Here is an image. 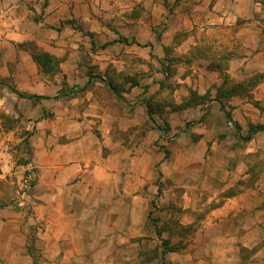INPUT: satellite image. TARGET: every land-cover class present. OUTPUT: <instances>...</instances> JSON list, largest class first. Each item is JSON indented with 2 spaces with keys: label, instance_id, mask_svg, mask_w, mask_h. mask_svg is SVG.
Instances as JSON below:
<instances>
[{
  "label": "rangeland",
  "instance_id": "obj_1",
  "mask_svg": "<svg viewBox=\"0 0 264 264\" xmlns=\"http://www.w3.org/2000/svg\"><path fill=\"white\" fill-rule=\"evenodd\" d=\"M183 1L166 0L169 14L163 15L175 14ZM135 13L141 17L139 11ZM93 17L99 19L101 25L97 30L100 32L91 31L81 18L62 21L60 27L63 28L49 24L48 28L55 30V37L44 35V39L53 41L50 44L58 48L55 53L34 41L19 45L32 58L36 55L33 60L43 81L57 78V83L70 84L75 94L84 92L87 89L84 85L89 84V91L100 97L109 94L110 98L111 95L118 98L138 122L136 127L119 131L115 141H119L121 152L112 161L95 163V171L87 173L89 178L84 182L97 181V188L72 187L66 195L79 194L85 199L67 203L65 205L69 207L65 208L64 204H55L56 210L81 211L84 217L80 221L84 225L79 236L70 222L69 248L56 252L57 256L48 264H208L216 252H208L207 244L218 243L219 237L215 239L202 234L198 240L197 234L211 212L223 207L235 194L249 196V211L264 210L261 199L264 198V131L255 134L250 141L244 139L249 125L264 123L256 119V123L247 122L245 127H240L226 115V121H220L214 115L212 122H217L211 124L216 132L213 141L200 142L201 137L192 129L203 127L211 116L209 94L200 97L197 91L190 90L187 96L184 95L180 82L182 70L178 71L182 60L178 57L177 40L170 49L163 51L160 46L167 21L160 18L152 20L150 27L141 25L142 41L135 39V43L127 46L113 41L124 37L113 17L96 13ZM65 24L70 26L67 30ZM104 26L105 30L102 29ZM59 38L63 41L61 44ZM67 62L70 63L65 69L63 66ZM69 67H72L71 71ZM248 78L257 79L259 84L264 79V72L255 71ZM11 89L15 90L14 87ZM15 91L21 97L20 92ZM177 98H181L180 104L176 103ZM203 98L206 100L201 109L206 110L205 113L195 115L193 111L197 107H193L188 117L182 115L188 99L200 103ZM225 110V114L229 112L227 108ZM171 113L178 115L172 117ZM248 113L256 114L264 121V102L254 105ZM173 118L178 122L177 131L171 130ZM29 121L23 116L15 117L11 112L2 114L3 128L19 131L12 139H0L3 142L0 149L7 153L9 162H15L13 174L0 183L3 192L0 211L13 222L23 224L17 236L15 231L12 233L15 242L24 244L30 261L25 264H41L42 259H48L39 236V231L46 226L33 217L39 210L50 209V204L43 198L49 194V189L47 185L46 188L38 187L31 157L36 129ZM175 149L191 151L193 160L176 155ZM107 152L105 149L104 158L108 157ZM29 163L34 168L31 178L28 176ZM213 166L219 170L217 181L213 178ZM113 167V175L105 172ZM87 168L92 169L91 164ZM237 168L241 169L242 178L232 187L231 176L226 178L224 169ZM114 181L119 184L118 192H114L118 198L112 196L111 187L106 185ZM75 183L77 181L72 182ZM192 190L193 196L186 197L187 191L191 194ZM256 196L260 202H256ZM204 244L206 247L200 249L199 246ZM249 253L251 251L245 254ZM0 264H4L1 258Z\"/></svg>",
  "mask_w": 264,
  "mask_h": 264
},
{
  "label": "crops",
  "instance_id": "obj_2",
  "mask_svg": "<svg viewBox=\"0 0 264 264\" xmlns=\"http://www.w3.org/2000/svg\"><path fill=\"white\" fill-rule=\"evenodd\" d=\"M182 5L175 14L167 17L163 15L169 14L166 12V0H0V139H12L19 131L3 128L2 114L11 112L15 117L23 116L33 122L36 129L31 142V157L38 187L46 188L47 185L49 189V194L43 196L44 202L50 204L48 211L39 210L33 217L46 226L39 231V236L49 260L42 259L41 264H48L57 256L56 252L69 248L70 222L76 235L80 236L83 231L84 224L80 219L84 216L81 211L56 210L55 204H64L65 208L69 207L65 205L67 203L85 199L79 194L66 195L72 187L97 188V181L91 184L84 182L89 178L87 173L95 171V163L112 161L121 152L119 141H115L119 131L136 127L138 123L118 98L113 95L110 98L109 94L100 97L89 91V84L84 85L87 87L84 92L75 94L70 84L57 83V78L41 79L40 69L31 54L19 45L34 41L57 52L58 48L50 44L53 41L44 39V35L55 37V30L49 29V24L60 27L62 21L81 18L92 31L101 25L99 19H94V13L113 17L123 38L129 40L128 43L119 39L113 41L130 46L136 42L135 39L142 41L139 34L141 25L150 27L152 20L165 19L168 25L160 46L164 51L170 49L174 41L178 42L175 44L180 53L178 57L182 60L178 71L182 70L180 82L184 95L187 96L190 90L197 91L200 97L209 94L211 116L206 123L203 122V127L192 129L201 137L200 142L208 144L213 141L216 132L211 124L217 122H212L214 115L220 121H226L223 106L240 127H245L247 122L254 124L256 119L264 123L263 118L248 113L252 111L254 101L264 102V79L248 94L242 93L246 85H239V88L236 85L246 83L255 71L264 72V0H184ZM135 11H139L141 17H137ZM64 26L65 30L70 27ZM102 29L105 30L106 26ZM97 31L100 32L99 29ZM62 42L59 38L58 43ZM149 46L152 47V44ZM69 63L63 67L67 69ZM69 68L71 71L72 67ZM232 84L239 92L229 97L221 95V92L235 91ZM11 87L20 93L45 98H22ZM205 100L203 98V102L182 110V115L188 117L193 107H197L193 111L195 115H202L206 112L201 109ZM181 101L177 98L176 103ZM175 115L178 113H171L172 117ZM170 123L171 130L177 131V120L173 118ZM2 144L0 142L3 148ZM105 149L108 151L106 159ZM213 149L216 147L213 146ZM174 152L190 160L194 158L191 151L175 149ZM89 164L92 169L87 168ZM14 169L15 162H9L7 153L0 149V183L11 176ZM212 170L217 181L219 170L216 166ZM224 170L226 178L231 176L230 186L234 187L242 178L241 169ZM105 172L113 175L114 167ZM73 181L77 183L72 184ZM106 185L111 187L112 196L117 195L118 198L119 195L114 192H118L119 184L114 181ZM2 195L0 189V199ZM185 195L193 196V190ZM248 197L247 194L229 197L223 207L207 216L203 228L198 231V240L202 234L215 239L219 237L218 243L207 244L208 252H216L208 264H264V210L249 211ZM261 199L264 200L263 197ZM255 200L260 202L258 196ZM22 225L8 219L0 211V258L4 264L30 262L24 244L15 242L13 238L12 232L15 231L17 236ZM221 240L224 242L220 243ZM205 247V244L199 246L200 249ZM248 251L251 254H245Z\"/></svg>",
  "mask_w": 264,
  "mask_h": 264
},
{
  "label": "trees",
  "instance_id": "obj_3",
  "mask_svg": "<svg viewBox=\"0 0 264 264\" xmlns=\"http://www.w3.org/2000/svg\"><path fill=\"white\" fill-rule=\"evenodd\" d=\"M118 41L128 43L129 40L127 38H121ZM33 58L36 60V55L35 54L33 55ZM245 82L246 83L242 82L241 84H236V85H238V88H239V85H241V87H245V85H246V89H243L242 90V93L248 94L250 92V89H252L257 84V79L255 81H253V78H250V79L248 78V80L245 81ZM236 85L235 84H232V86L235 88V91L234 90H231L228 93L225 92V94H223V92H221V95H225V96H228L229 97V95H231L232 93L233 94L234 93H238L239 91H238V88H236ZM19 95L21 97H25V98H36V99L44 98V96L28 95V94H24V93H19ZM197 103H199V101ZM197 103H195V102L192 103V101L189 102V99H188L186 101V104L184 105V108L192 107V106L196 105ZM253 103H254V105L259 106V102H255L254 101ZM225 108H226V106H223V110H225ZM226 116H227V118L229 120H232V117H231L230 112H226ZM237 127H239L238 124H237ZM262 131H264V124L251 125L249 127L248 134H247L246 137H244V139L246 141H250L255 134H257L259 132H262Z\"/></svg>",
  "mask_w": 264,
  "mask_h": 264
},
{
  "label": "built area",
  "instance_id": "obj_4",
  "mask_svg": "<svg viewBox=\"0 0 264 264\" xmlns=\"http://www.w3.org/2000/svg\"><path fill=\"white\" fill-rule=\"evenodd\" d=\"M29 174L28 176L31 178V176L34 174V168L32 167V164H28Z\"/></svg>",
  "mask_w": 264,
  "mask_h": 264
}]
</instances>
